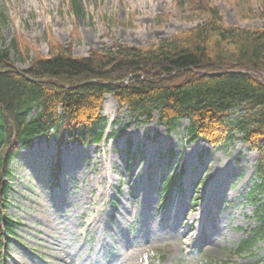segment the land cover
Returning <instances> with one entry per match:
<instances>
[{
    "label": "rangeland",
    "instance_id": "rangeland-1",
    "mask_svg": "<svg viewBox=\"0 0 264 264\" xmlns=\"http://www.w3.org/2000/svg\"><path fill=\"white\" fill-rule=\"evenodd\" d=\"M77 1L79 12L72 0H0V50L9 48L23 70L29 64L11 47L16 37L32 57L49 55L51 42L87 56L117 44L147 49L200 22L182 0ZM212 1L230 24L264 27V0ZM101 114L107 126L100 143L36 140L11 161L6 212L15 234L0 249V264H264V240L249 254L237 251L258 223L250 192L259 154L242 133L213 146L191 138L189 119L169 130L158 109L148 120L111 94ZM179 167L181 187L163 208V179ZM201 207L211 226L191 239L188 227ZM91 218L99 226L87 228Z\"/></svg>",
    "mask_w": 264,
    "mask_h": 264
},
{
    "label": "trees",
    "instance_id": "trees-1",
    "mask_svg": "<svg viewBox=\"0 0 264 264\" xmlns=\"http://www.w3.org/2000/svg\"><path fill=\"white\" fill-rule=\"evenodd\" d=\"M181 2L200 22L147 49L117 44L75 56L71 45L51 42L49 55L36 51L32 57L28 44L16 37L11 47L29 64L22 72L10 49L0 50V249L15 234V222L6 212L11 161L36 139L100 143L108 94L148 120L158 109L169 130L189 119L191 138H204L213 146L242 133L259 154L250 192L256 196L258 223L237 251L249 254L264 240V27L230 24L212 0ZM72 3L79 12L78 1ZM60 171L58 162L56 182ZM184 172L180 167L163 179L162 206L171 203Z\"/></svg>",
    "mask_w": 264,
    "mask_h": 264
},
{
    "label": "bare ground",
    "instance_id": "bare-ground-1",
    "mask_svg": "<svg viewBox=\"0 0 264 264\" xmlns=\"http://www.w3.org/2000/svg\"><path fill=\"white\" fill-rule=\"evenodd\" d=\"M100 194V191H99ZM192 223L189 225L188 228L192 229L193 234L191 239H195L200 237L201 233L206 229H210L211 222L208 219V210L205 207H201L198 212L194 214L192 217ZM91 224L95 226H99V219L98 218H91L86 224L87 228L91 226ZM191 240L187 241V245L190 246Z\"/></svg>",
    "mask_w": 264,
    "mask_h": 264
}]
</instances>
